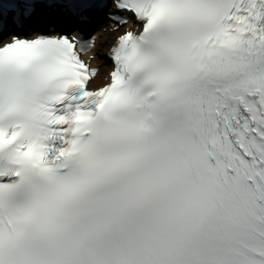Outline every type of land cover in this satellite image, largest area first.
<instances>
[{"label":"snow or ice","instance_id":"snow-or-ice-1","mask_svg":"<svg viewBox=\"0 0 264 264\" xmlns=\"http://www.w3.org/2000/svg\"><path fill=\"white\" fill-rule=\"evenodd\" d=\"M0 264H264V0H0Z\"/></svg>","mask_w":264,"mask_h":264},{"label":"bare ground","instance_id":"bare-ground-1","mask_svg":"<svg viewBox=\"0 0 264 264\" xmlns=\"http://www.w3.org/2000/svg\"><path fill=\"white\" fill-rule=\"evenodd\" d=\"M103 62V59L102 58H98L97 60H96V63L97 64H101Z\"/></svg>","mask_w":264,"mask_h":264}]
</instances>
